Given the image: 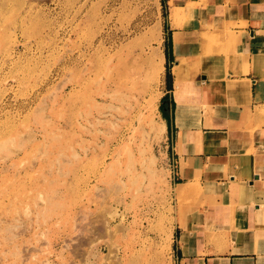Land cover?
I'll list each match as a JSON object with an SVG mask.
<instances>
[{
  "label": "rangeland",
  "instance_id": "obj_1",
  "mask_svg": "<svg viewBox=\"0 0 264 264\" xmlns=\"http://www.w3.org/2000/svg\"><path fill=\"white\" fill-rule=\"evenodd\" d=\"M165 18L164 0H0V264H178Z\"/></svg>",
  "mask_w": 264,
  "mask_h": 264
},
{
  "label": "crops",
  "instance_id": "obj_2",
  "mask_svg": "<svg viewBox=\"0 0 264 264\" xmlns=\"http://www.w3.org/2000/svg\"><path fill=\"white\" fill-rule=\"evenodd\" d=\"M164 4L175 260L264 264V0Z\"/></svg>",
  "mask_w": 264,
  "mask_h": 264
},
{
  "label": "trees",
  "instance_id": "obj_3",
  "mask_svg": "<svg viewBox=\"0 0 264 264\" xmlns=\"http://www.w3.org/2000/svg\"><path fill=\"white\" fill-rule=\"evenodd\" d=\"M167 77H169V82H168V87L170 88V73H168ZM168 100H166V97H164L162 99V104L160 106V109H161V113H162V117L165 121H169L170 119V108H169V105L167 103Z\"/></svg>",
  "mask_w": 264,
  "mask_h": 264
},
{
  "label": "bare ground",
  "instance_id": "obj_4",
  "mask_svg": "<svg viewBox=\"0 0 264 264\" xmlns=\"http://www.w3.org/2000/svg\"><path fill=\"white\" fill-rule=\"evenodd\" d=\"M38 1V0H37ZM39 1H41V0H39ZM84 52V51H83Z\"/></svg>",
  "mask_w": 264,
  "mask_h": 264
}]
</instances>
